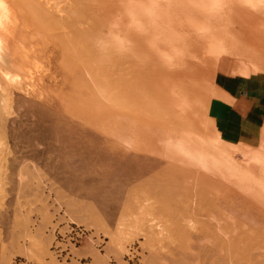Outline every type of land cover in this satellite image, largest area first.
<instances>
[{
  "label": "rangeland",
  "instance_id": "1",
  "mask_svg": "<svg viewBox=\"0 0 264 264\" xmlns=\"http://www.w3.org/2000/svg\"><path fill=\"white\" fill-rule=\"evenodd\" d=\"M233 6L231 44L240 49L245 46L259 56L251 59L257 68V59L264 62V45L239 37L241 30L256 26L264 33V16L252 19L256 11L264 14V0H233ZM168 10L159 12L166 15ZM143 42L148 48V40ZM198 67L189 66L197 78L201 76L209 84L213 81L212 89L218 73L239 74L214 68L202 73ZM56 84L51 120L41 105L36 111L42 123L36 129L28 123L10 131L14 141L23 136L20 145L17 141L11 147L13 151L21 149L24 155L20 160L10 157L16 167L10 176L7 217L0 220V264H264V208L244 199L241 189L248 172L229 166L230 161H252L260 166L256 169L261 180L258 193L264 196V143L251 148L225 143L207 116L195 111L196 103L190 99L184 106L185 117L189 114L186 120L192 126L203 125L208 134L214 131L208 139L210 145L204 148L197 139L196 146V140L181 137L179 130L173 129L154 138L155 151H139L89 125L76 113L69 97L59 92L65 86L63 80ZM130 128L122 130L131 132ZM104 140L121 149L106 151ZM125 151L132 156L137 152L141 158L120 165L115 158ZM137 164L145 165L144 174L131 173ZM148 201L157 222L151 218L155 225L143 221L141 227L152 228L158 235L150 242L139 236L122 250L109 233L116 232L120 224L127 230L130 223L125 219L138 214Z\"/></svg>",
  "mask_w": 264,
  "mask_h": 264
},
{
  "label": "bare ground",
  "instance_id": "2",
  "mask_svg": "<svg viewBox=\"0 0 264 264\" xmlns=\"http://www.w3.org/2000/svg\"><path fill=\"white\" fill-rule=\"evenodd\" d=\"M167 8L166 15L159 12ZM235 13L233 0H0V220L7 217L10 176L16 167L10 157L20 160L24 155L21 149L13 151L11 147L17 141L20 145L23 136L14 141L10 131L28 123L36 129L42 123L36 111L41 105L47 108L51 120L55 84L60 79L65 86L59 92L69 97L71 106L89 125L139 151H155L154 138H162L173 129H178L181 137L196 140V146L197 139L202 140L204 148L209 146L214 131L208 134L203 125L188 123L184 106L190 99L195 101V111L207 116L214 130L207 106L216 90L210 85L213 81L209 84L207 79L197 78L189 66H200L202 73L214 68L246 76L264 71V62L257 59V68L251 64L257 56L254 52L231 44ZM261 16L264 14L256 11L252 19ZM239 38L264 45L260 26L241 30ZM144 39L150 48L144 46ZM128 125L131 132L123 131ZM38 137L35 132L33 138ZM104 141L110 153L121 149L113 141ZM139 158L137 152L132 156L125 151L115 160L120 164ZM138 164L133 175L144 174L145 165ZM230 164L232 169L248 172L242 185L247 190L241 189L244 199L264 208L256 171L261 167L252 165V161ZM18 170L21 181L22 170ZM149 201L138 214L125 219L130 223L128 231L120 224L116 232L109 233L122 250L139 236L150 242L158 235L152 228L141 227L143 221L153 224L155 213Z\"/></svg>",
  "mask_w": 264,
  "mask_h": 264
},
{
  "label": "crops",
  "instance_id": "3",
  "mask_svg": "<svg viewBox=\"0 0 264 264\" xmlns=\"http://www.w3.org/2000/svg\"><path fill=\"white\" fill-rule=\"evenodd\" d=\"M207 113L225 143L246 148L264 143V71L218 73Z\"/></svg>",
  "mask_w": 264,
  "mask_h": 264
}]
</instances>
